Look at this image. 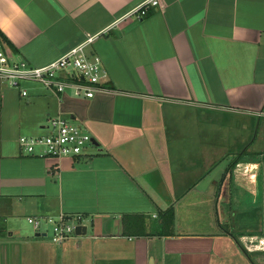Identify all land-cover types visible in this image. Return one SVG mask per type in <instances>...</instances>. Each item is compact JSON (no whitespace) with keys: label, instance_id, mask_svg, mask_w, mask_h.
<instances>
[{"label":"crops","instance_id":"crops-1","mask_svg":"<svg viewBox=\"0 0 264 264\" xmlns=\"http://www.w3.org/2000/svg\"><path fill=\"white\" fill-rule=\"evenodd\" d=\"M144 1L0 0V30L14 55L43 66L97 34L88 50L108 72L92 98L32 81L22 84L24 96L0 81V264L264 257V228L241 243L221 225L232 212L251 231L252 211L234 209L264 203V0H161L143 19L126 16ZM50 114L99 144L73 158L24 152L19 138L49 134ZM256 191L259 206L245 199ZM170 207L173 235L162 219ZM194 208L215 210L211 232L177 229ZM61 215L84 216L86 234L57 244L21 231L28 217Z\"/></svg>","mask_w":264,"mask_h":264},{"label":"built area","instance_id":"built-area-1","mask_svg":"<svg viewBox=\"0 0 264 264\" xmlns=\"http://www.w3.org/2000/svg\"><path fill=\"white\" fill-rule=\"evenodd\" d=\"M152 6L161 8L162 1L145 0L126 16L143 19ZM118 22L119 20L116 21ZM98 36L88 34L82 42L43 66L32 65L0 45V81L17 88H22L24 82L32 81L57 95L71 89L75 96L92 98L97 92L105 89L103 83L108 78L101 58L88 50ZM69 69L78 70V73ZM21 93L25 96L27 90L22 88ZM49 127H52V131L45 137L21 136L19 143L23 151L41 157L73 158L84 154L89 146L94 145L92 135L82 125L75 124L61 115L52 118ZM55 219L28 217V223L39 232L45 230L44 225L52 224V240L60 244L75 234L77 226H83L87 221L82 215H61Z\"/></svg>","mask_w":264,"mask_h":264},{"label":"rangeland","instance_id":"rangeland-1","mask_svg":"<svg viewBox=\"0 0 264 264\" xmlns=\"http://www.w3.org/2000/svg\"><path fill=\"white\" fill-rule=\"evenodd\" d=\"M71 71H75L78 73V70H75V69H69ZM67 92H72L73 93V90L69 89L67 90ZM74 94V93H73ZM78 97V96H76ZM59 115H53V114H50L48 116V119L44 120L43 123L45 122V125H48L50 124L51 122V119L54 118V117H57ZM67 117H69L68 115H65ZM70 118V117H69ZM47 122V123H46ZM77 122V121H76ZM50 129V133L52 131V127H49ZM46 129H43L42 133L45 132ZM49 133V134H50ZM44 134L48 135L47 132H45ZM46 135H43L44 137ZM259 188V186H258ZM259 191H256L255 193L252 192V193H248L246 192V196H245V199H246V202L248 203H251V202H254L256 200H259V202L256 204V206H259L260 205V200L263 199L264 196L261 197V199H258L260 196V193H258ZM249 195H251V198H249ZM254 203H252L250 206L246 205V207H238V208H235L234 210H236V212L238 213V215H240V212L239 211H242V210H245V209H249L252 211V220L250 221V226H249V229H252L251 231H244V230H247V229H242L240 227L241 223L240 222H243L244 220L241 221L240 218L236 219V221H234V213H230V216L229 217V220H228V224L225 226L224 224L225 223H222V228L223 229H230L233 234H234V237L236 239H239L241 241V243H245V241H247L249 238H251L252 236H256V237H259L260 235V229L259 231L257 232V228H261L263 229L264 228V203L261 204V206H259V208H257V210L255 211V207L253 208V205ZM248 206V207H247ZM255 206V204H254ZM200 210L202 211V213L200 212ZM255 211V213H254ZM222 216H221V221H222ZM57 220V219H55ZM246 220H249V219H246ZM214 221L217 222V215H215V210L212 211L211 213H209L208 209H188V212L185 213V215H180V217L178 218V222L180 224V227H177V229L180 231V232H185V233H205V232H211L213 230V227H214ZM20 222V221H19ZM245 222V221H244ZM25 224H22L20 222V225L22 227L21 231L25 232V231H28L30 235H33L36 231H34L33 229V225L32 224H29L28 221L25 219ZM251 224L253 226H251ZM1 227L3 225H0ZM43 229H45L44 231H47V234L48 236H51V231H52V224H46L43 226ZM256 234V235H255ZM76 232L73 236H76ZM243 236H244V239H243ZM233 237V239H234ZM257 241V239H256ZM237 243V242H236ZM255 261H257V264H260L258 261L261 260V261H264V257H258V260H257V257L255 256H251Z\"/></svg>","mask_w":264,"mask_h":264},{"label":"trees","instance_id":"trees-1","mask_svg":"<svg viewBox=\"0 0 264 264\" xmlns=\"http://www.w3.org/2000/svg\"><path fill=\"white\" fill-rule=\"evenodd\" d=\"M0 45L2 48L7 49L12 52H16L15 46L10 42V40L2 33L0 30ZM163 226L166 228L168 233L173 235L174 227V207H170L162 213Z\"/></svg>","mask_w":264,"mask_h":264},{"label":"water","instance_id":"water-1","mask_svg":"<svg viewBox=\"0 0 264 264\" xmlns=\"http://www.w3.org/2000/svg\"><path fill=\"white\" fill-rule=\"evenodd\" d=\"M92 140H93L94 145H98L99 144L98 141H96L95 138H93ZM75 232H76L77 235L86 234V227L82 226V225H79V226L76 227V231ZM46 235H47L46 232H43V233L37 232L36 233V236H46Z\"/></svg>","mask_w":264,"mask_h":264}]
</instances>
